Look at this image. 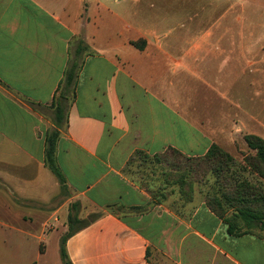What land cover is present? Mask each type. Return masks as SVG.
I'll return each mask as SVG.
<instances>
[{"label": "crops", "instance_id": "1", "mask_svg": "<svg viewBox=\"0 0 264 264\" xmlns=\"http://www.w3.org/2000/svg\"><path fill=\"white\" fill-rule=\"evenodd\" d=\"M226 23L225 0H0V261L47 264L51 241L64 264L69 217L98 215L67 238L70 264H264V229L233 234L201 194L175 209L127 174L138 151L264 140L257 52L226 46L240 36ZM53 130L64 184L46 163Z\"/></svg>", "mask_w": 264, "mask_h": 264}, {"label": "trees", "instance_id": "2", "mask_svg": "<svg viewBox=\"0 0 264 264\" xmlns=\"http://www.w3.org/2000/svg\"><path fill=\"white\" fill-rule=\"evenodd\" d=\"M82 44V43H81ZM140 47L139 42L134 43ZM77 63L74 62L66 71V78L63 85L59 87V94L55 97L52 108L54 109L55 124L60 127L63 120L65 102L68 101L76 79ZM59 137L58 130H53L47 136L46 163L49 169L59 179L61 184L65 183L64 177L56 163V145ZM246 142L249 149L255 151V156L249 166L264 179V140L256 136H247ZM168 152L178 158V161L167 160ZM157 161L159 179L161 184L157 188V193L151 191L149 184L144 186L151 192L154 199L161 203L166 199L164 190L167 185H175L178 188L180 197L190 203L194 198L195 184H203L209 176L215 179V186L211 192L205 195V201L209 208L219 218L226 219L233 234H243L253 231L255 228L264 229V190L246 181H241L234 185L233 189L226 190L223 179L229 173L234 164L230 154L220 147L213 145L205 156L189 157L175 149H168L164 153L149 156L145 152L138 151L130 159L127 165V172L136 161V158ZM234 180L233 176H230ZM229 180V178H228ZM98 215H92L87 220H79L77 217H69V231L65 234L61 244V256L64 264H70L67 260L65 242L68 237L75 233V227L82 223L81 227H86L94 221Z\"/></svg>", "mask_w": 264, "mask_h": 264}, {"label": "rangeland", "instance_id": "3", "mask_svg": "<svg viewBox=\"0 0 264 264\" xmlns=\"http://www.w3.org/2000/svg\"><path fill=\"white\" fill-rule=\"evenodd\" d=\"M208 1H219V0H208ZM226 1V11H227V23H226V31L236 32V36L240 34L238 38L225 39L226 46H240L243 48H250L257 52L258 58V99H259V107L262 106V99L264 96L261 92H264V0H225ZM205 2V0H204ZM221 4L223 0H220ZM236 14V21L234 20L233 12ZM215 18L220 15L218 13H214ZM230 21V22H229ZM228 35V33H227ZM254 90V88H253ZM263 96V97H262ZM68 102H65V108L67 107ZM247 137V136H246ZM246 137L244 138L245 145L242 143L241 146L237 148L233 154L230 156L233 158L234 164L231 166L229 173L222 181V186L224 184L226 190H230L234 188L236 183L241 181H246L252 185L258 186L264 190V179H262L256 171L249 166V162H252L253 157L255 156V151L249 149ZM224 151V150H223ZM169 156L167 160L170 161H178V158L172 155L170 152L167 153ZM157 161L153 158L143 159L136 158L134 164L130 167L129 172L127 173L134 180L142 183H147L150 186L151 191L157 193V188L161 184V180L158 178V168ZM233 176L234 180L230 179V176ZM229 178V180H228ZM215 179L211 175L207 179V181L203 184H195L194 186V195L195 193L201 194L205 198V195L208 192H211L215 186ZM164 194L166 195V199L163 201L169 203L171 207L175 209H180L181 205L188 204L184 199L180 197L177 186L171 184L167 185L164 190ZM75 217V216H74ZM84 219L83 221L87 220ZM82 223L78 224L80 226ZM59 246V245H58ZM57 243L49 242L47 244V253L42 257V260L46 261L47 264H54L55 262L60 261V254ZM36 242L34 245L29 248L27 252L28 257L34 259L35 257V249H38ZM6 257V258H5ZM2 257L0 264H22V262H14V263H4L5 259H11L8 255ZM5 258V259H4ZM39 261L34 260L33 262H28V264H38ZM163 264V263H161ZM168 264V263H165Z\"/></svg>", "mask_w": 264, "mask_h": 264}]
</instances>
